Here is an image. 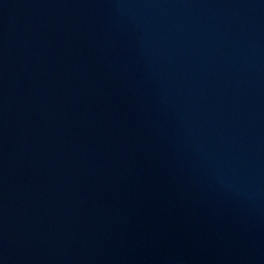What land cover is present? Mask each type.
Here are the masks:
<instances>
[{"label":"water","instance_id":"obj_1","mask_svg":"<svg viewBox=\"0 0 264 264\" xmlns=\"http://www.w3.org/2000/svg\"><path fill=\"white\" fill-rule=\"evenodd\" d=\"M0 264H264V0H0Z\"/></svg>","mask_w":264,"mask_h":264}]
</instances>
